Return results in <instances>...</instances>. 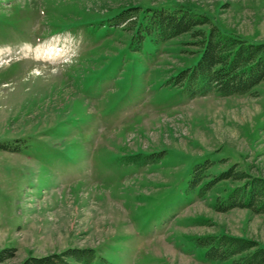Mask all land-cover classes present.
Segmentation results:
<instances>
[{
	"label": "rangeland",
	"instance_id": "1",
	"mask_svg": "<svg viewBox=\"0 0 264 264\" xmlns=\"http://www.w3.org/2000/svg\"><path fill=\"white\" fill-rule=\"evenodd\" d=\"M153 7L264 41V0H0V264H230L196 240L222 233L264 247V211L218 207L245 181L223 172L264 177V80L189 95L174 75L200 38L138 45Z\"/></svg>",
	"mask_w": 264,
	"mask_h": 264
},
{
	"label": "trees",
	"instance_id": "2",
	"mask_svg": "<svg viewBox=\"0 0 264 264\" xmlns=\"http://www.w3.org/2000/svg\"><path fill=\"white\" fill-rule=\"evenodd\" d=\"M145 16L147 20L144 26L149 31H139L140 33L136 34L138 45L143 43V38L147 35L155 40H166L193 30L192 33L199 36V46H202L199 59L181 68L178 74L174 75L176 76L175 84L184 85L189 95L205 94L211 91H217L223 95L244 93L264 80V41H248L238 35L222 31L214 23H211L207 30L202 26L210 21L209 17L190 8L153 7L152 12ZM127 18H130L128 13L123 21ZM196 26L198 28L194 29ZM0 148L8 147L0 143ZM233 170L229 169L221 176H234L245 181L221 198L218 207L231 208L240 205L264 211V177L248 176L243 171L234 172ZM201 172V168L194 172L192 180L194 185L202 180ZM211 184L212 182L205 185L203 189ZM196 240L198 244L206 247L205 254L208 259L231 260L230 264H264V247L252 249L256 243L245 237L222 233L199 236ZM3 254L0 252V258ZM68 257L75 258L77 262H71ZM95 257L94 248H70L63 254L33 257L29 262L90 264Z\"/></svg>",
	"mask_w": 264,
	"mask_h": 264
}]
</instances>
